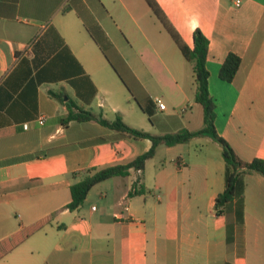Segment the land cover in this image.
Instances as JSON below:
<instances>
[{
	"label": "crops",
	"instance_id": "crops-1",
	"mask_svg": "<svg viewBox=\"0 0 264 264\" xmlns=\"http://www.w3.org/2000/svg\"><path fill=\"white\" fill-rule=\"evenodd\" d=\"M157 2L190 48L197 29L210 41L219 135L243 161L264 160V0ZM230 53L242 66L226 83L219 71ZM160 61L154 80L142 69V0H0V241L50 219L0 264H152V256L168 264L174 249L177 264H264V177L244 179L242 224L218 216L226 164L207 136L159 146L143 174L101 183L81 208L66 209L87 170L127 164L152 148L96 121L65 124L71 109L121 116L155 135L203 128L192 64ZM142 75L171 78L172 110ZM157 99L166 109L156 105V123H146L142 104ZM165 153L173 165L160 167ZM138 179L146 193L130 197Z\"/></svg>",
	"mask_w": 264,
	"mask_h": 264
},
{
	"label": "trees",
	"instance_id": "trees-1",
	"mask_svg": "<svg viewBox=\"0 0 264 264\" xmlns=\"http://www.w3.org/2000/svg\"><path fill=\"white\" fill-rule=\"evenodd\" d=\"M154 15L162 23L165 30L172 37L176 45L179 47L184 58L193 66L194 80L196 85V102L203 108L204 125L197 131L182 129L176 133L165 135H155L138 129H134L127 125L121 116H117L114 121L105 119L102 115H94L90 112L78 110L74 112L70 110L69 115L64 119L65 124L71 121L79 123L96 121L100 125L110 130L121 133L129 138L136 140H150L152 142L151 150L136 158L135 160L123 164L114 165L101 170L90 169L85 172L83 179L70 188L71 202L66 209L76 211L81 208L86 201L91 190L97 185L109 181L116 177H128L130 171L134 170L138 173H144L146 163L156 155L159 146L175 147L190 143L193 139L207 136L218 143L223 150V159L226 164L225 169V190L218 195L215 201V210L218 216L234 214L235 222L242 224L245 217V201L244 179L247 175L259 174L264 177V160L255 159L252 162L243 161L234 151L232 146L219 135L216 129V101L210 94L209 79L210 73L207 68V61L210 49V41L197 29L194 32V47L190 48L182 39L174 25L171 23L165 12L157 0H145ZM242 66V58L234 53L228 54L219 71V78L226 83H233ZM55 96V95H54ZM143 111L151 118L156 112V104L150 102L147 105L142 104ZM74 174L73 176H78ZM146 189L140 185L138 179L130 192V197L143 195ZM49 218H45L29 227L23 228L12 236L0 241V260L21 245L35 232L39 231L48 224ZM227 242H234V224L229 223L227 226Z\"/></svg>",
	"mask_w": 264,
	"mask_h": 264
},
{
	"label": "rangeland",
	"instance_id": "rangeland-1",
	"mask_svg": "<svg viewBox=\"0 0 264 264\" xmlns=\"http://www.w3.org/2000/svg\"><path fill=\"white\" fill-rule=\"evenodd\" d=\"M237 4V3H236ZM184 62L185 64H189V62L184 58L182 52L179 47L176 45L172 37L165 30L162 23L158 20V18L154 15L148 4L145 0H142V69H146L151 72L152 77L155 79V69L158 67V62ZM147 75H142V82L147 86H151L155 88L154 97L157 96L165 101L168 105L169 109L172 110L174 107V99L172 96L173 91V81L170 77L162 76V79L158 82H154V80ZM132 102L135 103V100L131 99ZM133 104V103H132ZM150 118L148 114H146L142 109V118L146 123H156V114ZM221 118L223 119L222 113ZM171 154L165 153L163 154L164 158H158L161 164L157 161L156 164L162 166H172L173 164L169 163L172 157ZM175 159V158H174ZM162 165V166H161ZM149 174L152 175L155 171L150 167ZM151 198V197H150ZM203 222L208 224L212 228V214H207L204 212ZM151 228V226H149ZM172 260L169 261L168 264H177V251L172 250ZM152 256V255H151ZM153 256L151 257V262L153 264ZM159 264H163L160 262Z\"/></svg>",
	"mask_w": 264,
	"mask_h": 264
},
{
	"label": "built area",
	"instance_id": "built-area-1",
	"mask_svg": "<svg viewBox=\"0 0 264 264\" xmlns=\"http://www.w3.org/2000/svg\"><path fill=\"white\" fill-rule=\"evenodd\" d=\"M236 6H237V7L240 6V1L237 2ZM155 104L157 105V108H158L160 111H163V110L166 109V104H165L161 99H157V100H155ZM42 123H43V122L41 121V124H42ZM94 209H95V208H94Z\"/></svg>",
	"mask_w": 264,
	"mask_h": 264
}]
</instances>
